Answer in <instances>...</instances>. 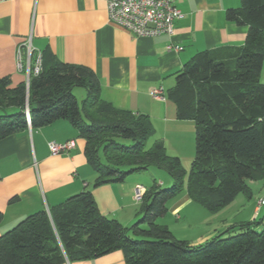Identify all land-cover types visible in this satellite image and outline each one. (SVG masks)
I'll return each mask as SVG.
<instances>
[{
	"label": "trees",
	"instance_id": "trees-1",
	"mask_svg": "<svg viewBox=\"0 0 264 264\" xmlns=\"http://www.w3.org/2000/svg\"><path fill=\"white\" fill-rule=\"evenodd\" d=\"M227 18L248 26L244 44L195 53L176 73L167 94L178 117L196 123L187 192L209 211L226 206L241 192L251 194L247 181L264 177V0H242L240 7L227 11ZM75 87L87 90L82 104ZM0 110V139L28 128V116L33 127L68 119L98 172L95 186L124 181L129 173L151 166L164 168L174 180L168 189L154 183L145 191V215L132 227L141 239L103 214L94 193L85 189L1 234L0 264H61L118 249L126 250L124 264H264V217L241 221L195 244L157 222L184 188L181 159L168 154L162 139L147 146L155 133L150 117L104 100L91 67L53 59L48 65L43 61L29 83L14 86L10 75L0 76ZM3 215L0 211V223ZM142 222L147 227H140Z\"/></svg>",
	"mask_w": 264,
	"mask_h": 264
},
{
	"label": "crops",
	"instance_id": "crops-1",
	"mask_svg": "<svg viewBox=\"0 0 264 264\" xmlns=\"http://www.w3.org/2000/svg\"><path fill=\"white\" fill-rule=\"evenodd\" d=\"M241 4L242 0H177L183 16L175 20L174 33L146 37L135 36L110 21L107 0H0V76L10 75L14 86L28 81L26 72L18 69L17 58L18 49L30 41L34 53L40 52L46 65L53 59L87 65L100 81L104 100L148 115L155 128L150 145L162 139L165 145L183 146L188 132L191 135L196 131V123L178 117L177 105L167 96L168 91L176 83V73L195 53L221 45L244 44L248 26L227 18V11ZM170 44L183 49H170ZM261 80L264 82V64ZM160 87L164 98L152 94ZM75 93L85 96L80 89ZM71 139L76 142L75 148L57 155L51 153L50 142ZM84 147V139L68 119L42 127L29 124L0 139V211L4 214L0 235L26 216L92 189L97 176ZM120 183L107 182L92 192L101 212L127 227L139 214L133 208L138 203L135 193L139 183ZM140 186L146 190L151 187ZM194 202L184 194L180 200L169 202L163 216L171 213L178 223ZM259 209L257 205L256 212ZM159 223L174 233L167 222ZM235 224L238 223L232 225ZM232 225H215L192 238H181L199 243ZM125 255L126 250L118 249L61 264H124Z\"/></svg>",
	"mask_w": 264,
	"mask_h": 264
},
{
	"label": "rangeland",
	"instance_id": "rangeland-1",
	"mask_svg": "<svg viewBox=\"0 0 264 264\" xmlns=\"http://www.w3.org/2000/svg\"><path fill=\"white\" fill-rule=\"evenodd\" d=\"M78 89L82 90V92H85V96H80L76 94L77 92L75 93V91H77ZM74 90V93L77 96L80 104H82L83 99L87 97V90L83 87H75ZM181 145L182 144L171 146L169 143L166 144L168 154L178 156L181 159L182 167L186 171L184 188L178 194V196L169 201L170 204L180 200L184 194L188 195L187 181L189 173L193 166V161L196 153V131L194 130L191 135L188 132L187 139L186 141H184V145ZM147 146H150V139L148 140ZM101 159L104 161L103 155L101 156ZM97 175L98 172L96 171V176ZM131 181L139 183L138 186L148 185L151 187L154 185V183L160 184V181H163V184L160 185V187L163 189H168L172 187L174 183L171 174L164 168L158 166H151L150 168L140 172L129 173L126 176L125 180L121 181L122 183L120 184L125 185L128 184L127 182ZM247 183L251 190V194L241 192L234 198L232 202L217 211H209L202 204L194 202L192 203V205L186 208V211H188V215L186 216L183 213V219L179 220L178 223H176V217L170 216L171 213H168L166 217L163 216V218L162 216H160L156 220L157 222L158 220L159 222L165 221L169 225H171L175 234L173 232L172 233L178 239H182L181 237H184L186 239L192 238L199 233L202 234L205 231L212 229V227H214L215 225L222 227L224 225H232L241 221H251L255 219L259 221L261 220V218L264 217V205L260 207V209L258 210L259 212H256V206L258 205L259 200L264 197V177L250 179L247 181ZM99 186H95V181L91 185L93 190L99 188ZM92 189L91 191H93ZM169 202L168 206H170ZM143 206L144 200L133 205L135 213L139 214H137L138 216L136 220L132 222L129 226H127L129 228L128 233L137 239H141V236L137 235L132 227L145 215ZM140 227H147V223H140ZM262 227L263 225L259 226V229H261ZM224 236H227V234Z\"/></svg>",
	"mask_w": 264,
	"mask_h": 264
},
{
	"label": "built area",
	"instance_id": "built-area-1",
	"mask_svg": "<svg viewBox=\"0 0 264 264\" xmlns=\"http://www.w3.org/2000/svg\"><path fill=\"white\" fill-rule=\"evenodd\" d=\"M108 16L110 21L119 24L129 30L135 36L154 37L163 33L173 34L175 20L182 17L183 13L176 5L177 0H107ZM170 49L181 50L183 46L169 45ZM35 54V55H34ZM18 69L25 71L28 83L31 74H38L43 68V58L40 52L34 53L30 41L25 42L24 47L18 49ZM152 94L158 98H164L163 88L154 89ZM29 104L27 112L29 114ZM31 125L30 117L28 116ZM76 142L71 139L64 142L52 141L49 143L53 155L69 152L75 148ZM145 187L138 186L135 200L140 202L145 194ZM264 205V197L258 202V206Z\"/></svg>",
	"mask_w": 264,
	"mask_h": 264
}]
</instances>
